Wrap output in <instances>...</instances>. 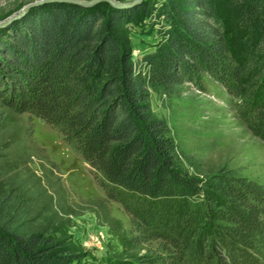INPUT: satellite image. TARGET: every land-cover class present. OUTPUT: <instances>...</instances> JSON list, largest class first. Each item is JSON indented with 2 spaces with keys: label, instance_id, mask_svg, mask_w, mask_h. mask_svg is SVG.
I'll list each match as a JSON object with an SVG mask.
<instances>
[{
  "label": "trees",
  "instance_id": "16d2710c",
  "mask_svg": "<svg viewBox=\"0 0 264 264\" xmlns=\"http://www.w3.org/2000/svg\"><path fill=\"white\" fill-rule=\"evenodd\" d=\"M102 4L45 3L1 28L0 102L57 129L128 214L129 240L148 246L111 264H264V184L227 166L190 174L149 104L208 73L264 140V0ZM140 9L163 38L134 63L115 27ZM40 243L0 228V264H67Z\"/></svg>",
  "mask_w": 264,
  "mask_h": 264
},
{
  "label": "rangeland",
  "instance_id": "374dc122",
  "mask_svg": "<svg viewBox=\"0 0 264 264\" xmlns=\"http://www.w3.org/2000/svg\"><path fill=\"white\" fill-rule=\"evenodd\" d=\"M31 1L0 0V22ZM162 1L141 3L151 9ZM162 29V20L140 9L115 27V35L136 63L155 49ZM149 104L153 114L166 121L167 134L190 174H211L227 166L264 184V140L247 127L237 99L213 76L201 73L172 89H150ZM0 228L37 236L49 253L68 255L67 264H111L148 246L129 240L128 214L106 198L88 163L57 129L1 102Z\"/></svg>",
  "mask_w": 264,
  "mask_h": 264
},
{
  "label": "water",
  "instance_id": "95a60500",
  "mask_svg": "<svg viewBox=\"0 0 264 264\" xmlns=\"http://www.w3.org/2000/svg\"><path fill=\"white\" fill-rule=\"evenodd\" d=\"M142 0H128V1H121V0H33L31 2L26 3L23 5L19 11L10 15L4 21L0 22V27L6 25L10 21L23 16L30 8L39 6L45 3L51 2H61V3H68V4H75L80 6H93L99 2H106L112 7L115 8H125V7H133L137 6L141 3Z\"/></svg>",
  "mask_w": 264,
  "mask_h": 264
}]
</instances>
